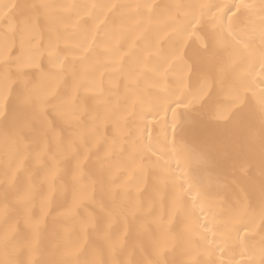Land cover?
I'll list each match as a JSON object with an SVG mask.
<instances>
[{"label": "snow or ice", "instance_id": "1", "mask_svg": "<svg viewBox=\"0 0 264 264\" xmlns=\"http://www.w3.org/2000/svg\"><path fill=\"white\" fill-rule=\"evenodd\" d=\"M141 7L151 8L150 5L132 4L54 5L45 0L23 6L11 3L0 7V19L5 23L3 46L0 47V68L3 70L2 83H0V124L3 125L5 144L3 180L0 181V185L3 186L2 211L6 224L12 208L17 205H27L38 195L42 196V208H52L54 211L63 208L64 205L58 203V197L62 198L64 195L63 190L54 183L55 177L60 174L61 177L70 176L71 182L80 185V189L74 193L72 205L59 214H73L84 198L83 193L89 188L94 193L98 190L100 199L95 200V203L100 208L101 214L95 217L89 216L83 223V229L90 228L107 237L116 208L109 209L104 200L106 185L110 183L106 172L114 166L142 172L146 161H151L153 145L144 142L139 134L131 143H126L130 139L125 134L127 110L120 111L117 108L107 107L103 117L92 116L91 129L87 132L77 131L67 140L55 132L49 117H59L78 123L83 113L81 97L86 98L89 93L97 94L98 97L103 96L102 81L98 82L95 79V73L101 68L114 73L125 82L126 100L134 107L137 102L143 103L144 93L148 91V74L153 73L155 76L163 77L173 66V61L182 59V49L195 35L187 26H177L172 23L166 25L173 31L167 51L160 50L156 44L140 49L132 30L124 25L101 32L99 24L103 21L100 15L104 9L136 10ZM198 7L209 11L212 8L218 11L227 9L231 15L227 17V24H224L222 19L217 18L216 13L212 14L209 23L215 35V44L209 50L208 44L202 42L205 54L199 61L200 67L188 68L190 72L193 70L203 72L201 86L189 94L191 98L187 99V103L168 98V107H165L163 102L159 107L167 112L172 104L176 105L175 108H171L174 133L179 134L183 128H177V109L183 106L185 109L191 107L196 111L205 108L208 111L214 109L213 118L236 126L243 134V140L249 148L255 145L257 139L259 140L258 204L255 206L253 204L256 183L251 174L256 164L254 159L249 158L240 170L247 186H238L240 194L237 204L229 206L220 213L218 230L223 237L221 243L226 245L231 241L235 247H238L245 264H264V0L250 3L233 0L232 4ZM57 8L68 15L57 18L55 12ZM22 9L26 12L21 11ZM41 14L49 19V43L43 50L40 47L42 34L38 27ZM240 16H247L252 23L238 31L234 24ZM68 21L71 23L69 24ZM89 21L92 22L91 26ZM257 23L260 40L258 48L253 47L252 39L257 31ZM69 27L74 29L71 40L67 32ZM126 43L127 50H125ZM97 49H103L100 55L106 58L105 60L96 58ZM42 51L47 52L50 68L46 72L42 71V79L47 83V89L40 93L35 87L29 86V81L23 79L26 75L23 69L26 66H36V54ZM220 51L227 53L226 59L220 58ZM152 56H155L154 60L149 59ZM94 58L96 62L92 63ZM257 63L260 71L254 73V66ZM226 74H233L234 78L228 89V99L224 101L216 95V86L218 82L223 84V77ZM61 81L64 85L62 90L57 87ZM158 83L159 81L154 78L151 80L152 86ZM102 120H111L117 130L111 141L103 139L101 142V138L97 135ZM173 147H176L175 143ZM182 148H186V145ZM101 149L103 156L98 155ZM213 151L214 149L209 147L195 153L196 163L201 169L212 170L217 167ZM57 156L61 159H57ZM93 156L97 157L98 167L93 166L89 169ZM117 156L119 159L114 162V157ZM49 159L55 161L54 166H48ZM41 169L45 171V182L49 185L46 194L38 192L34 183V177ZM86 169L92 177L89 185L83 183ZM233 184L236 182L233 181ZM225 187L226 185L217 181V190L214 193L205 189L203 203L207 204L209 209L214 208L215 198L225 195L221 191ZM185 194L187 193L183 191L178 193L172 207L178 215L183 213L184 218L181 222L186 223V228L194 232L197 230L198 221L193 223L191 214L183 206ZM26 222H28L27 218ZM38 223L36 222L34 228L38 227ZM199 227L206 226L199 225ZM241 228L243 235L240 234ZM16 232L17 228L9 225L3 233H0V246L5 253V259L0 260V264H23L15 258L18 250ZM257 234L260 237L259 242L250 246L249 240L252 235ZM110 247L115 248L116 244L113 243ZM73 249V254L86 255L84 260L77 259L75 264H131L130 261L104 260L98 251H89L87 245L84 247V252H81L79 243L75 244ZM220 250L224 251L223 248ZM144 264H171V262L157 256L146 260ZM209 264H216V261H210ZM220 264H240V261L230 256L226 261H220Z\"/></svg>", "mask_w": 264, "mask_h": 264}, {"label": "bare ground", "instance_id": "2", "mask_svg": "<svg viewBox=\"0 0 264 264\" xmlns=\"http://www.w3.org/2000/svg\"><path fill=\"white\" fill-rule=\"evenodd\" d=\"M40 2L41 0H0V7L11 3L23 6ZM45 2L54 5L93 3L150 5L151 8L141 7L136 10L104 9L100 15L103 22L99 24V28L102 33L124 25L132 30L140 49L156 44L160 50L167 51L170 39L173 37L172 29L166 27L169 23L187 26L195 35L182 49V59L173 61V66L165 76L148 74V91L144 93L143 103L137 102L132 107L126 100L125 82L114 73L101 68L95 73V79L98 82L102 81L103 96L98 97L97 94L89 93L86 98L81 97L83 113L78 123L59 117H49L55 132L67 140L77 131L87 132L91 129L92 116L103 117L107 107L117 108L120 111L127 110L125 134L130 139L126 143H131L139 134L144 142L153 145V154L151 161H146L142 172L126 170L122 166H114L106 172L110 183L106 185L104 200L109 209L116 208L107 237L90 228L83 229V223L89 216L95 217L101 214L100 208L95 203V200L100 199L98 190L94 193L89 188L83 193L84 198L73 214H59L72 205L73 195L80 189V185L71 182L70 176L61 177L58 174L54 179L55 185L62 188L64 193L62 198L58 197V203L63 204V208H57L55 211L52 208H42V196L38 195L27 205H17L12 208L8 224L2 211L3 186L0 185V233H3L9 225L17 228L15 235L18 250L15 258L23 264H75L77 259L86 258V255L73 254V246L79 243L81 252H84V247L87 245L89 251H98L104 260L110 262L130 261L131 264H144L146 260L158 256L171 264H209L210 261L220 264V261H226L230 256H234L240 264H245L238 247H235L231 241L226 245L221 243L223 237L218 225L220 213L229 206L237 204L239 187L247 186L240 170L249 158L254 159L256 164L251 174L256 183L253 204L254 206L258 204L259 140L257 139L255 145L249 148L243 140V134L236 126L213 118L214 109L208 111L205 108L196 111L191 107L185 109L183 106L177 109V128H183L179 134L174 133L171 108H175L176 105L172 104L167 112L159 107L162 102L168 107V98L187 103V99L191 98L189 94L201 86L203 72L201 70L190 72L188 68L200 67L199 61L205 54L202 42L208 44L209 50L215 44V35L209 23L212 14L216 13L217 18L222 19L224 24H227V17L231 15L227 9L218 11L212 8L209 11L198 6L232 4L233 0H45ZM244 2H258V0H244ZM21 11L26 12L24 9ZM55 12L57 18L68 15L59 8ZM68 23L70 24L71 21ZM251 23L247 16H240L234 26L239 31L245 26H250ZM91 24L92 22L89 21V26ZM48 25L49 19L41 14L38 27L42 34L40 39L42 50L46 49L49 43ZM4 28L5 23L0 19V47L3 46ZM67 32L71 40L74 29L69 27ZM252 39L253 47L258 48L260 45L258 23ZM127 48L126 43L125 50ZM102 52L103 49H97L96 58L105 60L106 58L100 55ZM219 56L221 59H226L227 53L220 51ZM36 58V66H26L23 69L26 73L23 79L30 82V87H35L38 92L43 93L47 89V83L42 79V71L46 72L50 68L49 58L46 51L37 53ZM149 59L154 60L155 56ZM91 62L95 63L96 59ZM259 71L257 63L254 66V73ZM2 76L3 70L0 68V83ZM153 78L159 81L155 86L151 84ZM233 78V74H226L223 77V84L217 83L216 95L219 99L224 101L228 99V89L233 83ZM57 87L62 90L63 81ZM37 127H40L39 122ZM116 134L117 130L111 120H102L99 123L97 135L101 138V142L103 139L111 141ZM184 145L186 148H182ZM209 147L214 149L213 158L217 167L203 170L196 163L195 153ZM4 152L3 125L0 124V181L3 180ZM98 155L103 156V149ZM57 159L61 157L57 156ZM96 159V156L92 157L89 169L93 166L98 167ZM118 159V156L114 157V162ZM47 164L52 167L55 161L49 159ZM61 170L63 171V165ZM45 174L41 169L34 177L37 191L43 194L48 192L49 187L45 182ZM85 177L83 183L89 185L92 177L88 169L85 170ZM217 181L226 185L221 189L225 195L215 198V207L209 209L208 205L203 203V193L205 189L214 193L217 190ZM233 181L236 184H233ZM182 191L187 193L183 195L184 208L191 214L193 223L198 221L197 230L194 232L189 231L186 223L181 222L184 218L183 213L178 215L172 207L173 200ZM36 222H39L38 227L34 228ZM240 234H244L243 228ZM259 239L258 234L252 235L249 245L257 244ZM113 243L116 244L115 248L110 247ZM216 245L219 247H215ZM213 248L215 250H212ZM221 248L224 251H221ZM3 259L5 253L0 246V260Z\"/></svg>", "mask_w": 264, "mask_h": 264}]
</instances>
